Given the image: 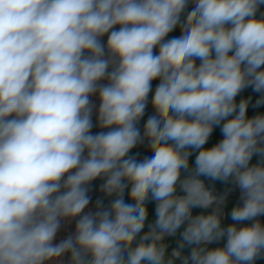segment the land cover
Here are the masks:
<instances>
[{"label":"clouds","instance_id":"obj_1","mask_svg":"<svg viewBox=\"0 0 264 264\" xmlns=\"http://www.w3.org/2000/svg\"><path fill=\"white\" fill-rule=\"evenodd\" d=\"M262 6L0 0V264L264 262Z\"/></svg>","mask_w":264,"mask_h":264},{"label":"crops","instance_id":"obj_2","mask_svg":"<svg viewBox=\"0 0 264 264\" xmlns=\"http://www.w3.org/2000/svg\"><path fill=\"white\" fill-rule=\"evenodd\" d=\"M261 11H264V6H262ZM177 34H178V33H175V32H174L172 35H177ZM103 39H104L105 42H106L107 37L105 36ZM157 83H158V81H154V82H153V91H154V89H155V85H156ZM150 97H151V94H150ZM262 111H264V110H262ZM151 114H153V110H152L151 105H150V103H149V107H148V109L146 110V116H145L144 119L146 120V119H147V115H151ZM142 124H143V121L141 122V130H142ZM95 132H97V131H95ZM95 132H94V133H95ZM220 138H222V137H220L219 132H218V130H217L216 134H215L214 137L210 140L209 145H207V146H211V144L217 142V140L220 139ZM134 151H140L142 155H150V153L147 152V150H146V148H145L144 146H140L139 148L134 149ZM254 159H255V158H254ZM190 162H191V163H194V156H193L192 158H190ZM94 183L99 184V181L94 182ZM206 183H210V182L206 181ZM216 187H217L218 189H222V188H223V185H221L220 182H216ZM95 195H99V193L97 192V193L94 194V196H95ZM227 210H228V209H226V211H227ZM262 219H264V218H262ZM231 222H232V221L226 219V220L224 221L225 226H226L228 223H231ZM221 243H223V242H221ZM260 264H264V262H261Z\"/></svg>","mask_w":264,"mask_h":264},{"label":"built area","instance_id":"obj_3","mask_svg":"<svg viewBox=\"0 0 264 264\" xmlns=\"http://www.w3.org/2000/svg\"><path fill=\"white\" fill-rule=\"evenodd\" d=\"M92 99L94 100V102L97 104V107H98V104H99V100H98V98H97V97H92ZM93 122H94V124H95V114H94V116H93ZM95 131H100V129L94 127V128H93V132H95ZM230 200H231V202L229 203V206H228L229 209H230L231 206L235 203L236 196L234 195V196L230 197ZM260 263H261V262H258V264H260Z\"/></svg>","mask_w":264,"mask_h":264}]
</instances>
